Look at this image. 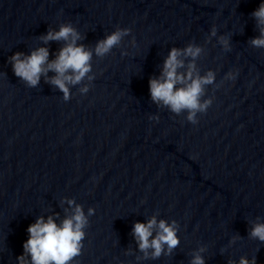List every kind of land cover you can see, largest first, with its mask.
I'll list each match as a JSON object with an SVG mask.
<instances>
[{"label":"water","instance_id":"obj_1","mask_svg":"<svg viewBox=\"0 0 264 264\" xmlns=\"http://www.w3.org/2000/svg\"><path fill=\"white\" fill-rule=\"evenodd\" d=\"M258 3L0 0V264H17L26 226L37 215L62 218L68 198L86 213L95 208L78 264H190L200 247L205 264L241 255L264 264V241L248 235L251 221L264 219V47L250 43ZM66 21L86 47L116 26L131 28L110 52L93 55L88 91L70 85L68 100L43 75L28 86L8 61ZM212 25L229 49L209 35ZM62 43L47 42L50 58ZM188 43L202 51L185 57V67L194 59L198 72L216 73L201 94L212 102L196 123L148 90L168 50ZM230 69L236 75L226 79ZM151 215L175 219L180 237L155 258L142 256L131 233L133 221Z\"/></svg>","mask_w":264,"mask_h":264},{"label":"clouds","instance_id":"obj_2","mask_svg":"<svg viewBox=\"0 0 264 264\" xmlns=\"http://www.w3.org/2000/svg\"><path fill=\"white\" fill-rule=\"evenodd\" d=\"M250 15L255 19L258 34L250 38V43L256 47H264V0ZM131 31L129 27L116 26L99 38L94 46L86 47L77 41L81 39V32L70 21L59 23L58 27H49L39 39L44 44L29 49L13 51L8 56L13 73L28 86H36L43 75L45 79L56 85L62 92L64 100L72 94L70 85L79 84V92L85 93L94 79L92 57L103 56L111 51L114 45L120 43L122 37ZM210 36H216L221 47L225 50L231 47L229 38L223 33L217 34L215 25L209 29ZM62 40L60 47L54 50L50 58L47 42ZM130 43L135 45L133 38ZM125 50H122L124 54ZM202 51L200 45L188 43L183 48L172 46L165 56L158 75L148 79V90L151 99L158 104L166 105L172 112L179 113L186 110V119L197 122V112H204L211 104L212 97L201 99L204 85L214 83L216 73L208 69L200 73L195 69L194 59L187 61L185 57L195 58ZM183 69V71H181ZM53 75L49 76L48 73ZM236 70L227 71L226 79H233ZM87 81L83 82L82 81ZM149 119L158 120V114H150ZM69 208H65V215L59 218V213L37 215L26 226L27 238L22 241L23 251L16 256L17 264H78L74 259L82 249L85 228L89 215L95 212L93 206L87 208L68 198ZM131 233L137 242V248L143 257H158L161 253H170L179 243L178 227L175 219L168 220L151 215L144 220L133 221ZM248 235L264 241V219L251 221ZM232 240L237 239L233 236ZM203 247L193 250L190 264H205L202 255ZM140 257H137L139 259ZM119 264H123L120 261ZM227 264H256L255 257L241 255L235 261L228 260Z\"/></svg>","mask_w":264,"mask_h":264}]
</instances>
